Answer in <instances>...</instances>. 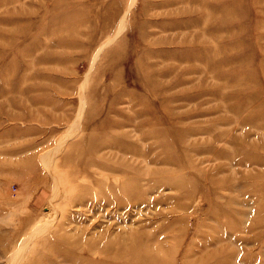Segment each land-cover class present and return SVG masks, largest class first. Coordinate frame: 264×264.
Wrapping results in <instances>:
<instances>
[{
  "label": "rangeland",
  "instance_id": "374dc122",
  "mask_svg": "<svg viewBox=\"0 0 264 264\" xmlns=\"http://www.w3.org/2000/svg\"><path fill=\"white\" fill-rule=\"evenodd\" d=\"M132 239L264 264V0H0V264Z\"/></svg>",
  "mask_w": 264,
  "mask_h": 264
},
{
  "label": "bare ground",
  "instance_id": "6f19581e",
  "mask_svg": "<svg viewBox=\"0 0 264 264\" xmlns=\"http://www.w3.org/2000/svg\"><path fill=\"white\" fill-rule=\"evenodd\" d=\"M83 115V114H82ZM77 124V123H76ZM74 130V129H73ZM77 131V130H76ZM74 131V132H76ZM65 137V136H64ZM154 140V139H153ZM54 150V149H53ZM114 150V149H113ZM115 151V150H114ZM53 152V151H52ZM112 152V151H111ZM118 152V151H117ZM51 158V157H50ZM46 161H49V156L46 157ZM55 178V177H54ZM121 210V209H120ZM193 226V225H192ZM171 228V227H170ZM170 230V229H169ZM168 233V232H167ZM191 234V233H190ZM132 241H134L132 239ZM129 242V245L126 246V248H123L125 245L118 248H115L114 251H112L111 246L109 245L107 250H101L100 253L104 255L110 254L112 252H115V254L118 252V254L112 258L113 264H170L168 259L163 255L162 252H160V248L157 250L151 249L150 247H145L142 250V253L138 251L140 247L139 243L136 242V240L132 243ZM72 242V241H71ZM127 242V241H126ZM31 243V242H30ZM122 245V244H121ZM154 247V246H153ZM156 249V248H155ZM71 250V249H70ZM112 251V252H111ZM182 254V253H181ZM90 255V254H89ZM87 255V256H89ZM16 259V258H15ZM24 259V256H23ZM102 261V260H101ZM19 262V260H18ZM104 262V261H103ZM98 263V262H97ZM21 264V263H20Z\"/></svg>",
  "mask_w": 264,
  "mask_h": 264
}]
</instances>
